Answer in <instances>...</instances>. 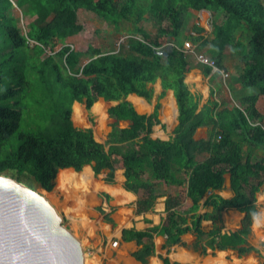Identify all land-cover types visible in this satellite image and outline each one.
<instances>
[{"label": "trees", "instance_id": "trees-1", "mask_svg": "<svg viewBox=\"0 0 264 264\" xmlns=\"http://www.w3.org/2000/svg\"><path fill=\"white\" fill-rule=\"evenodd\" d=\"M15 9L29 20L28 30L21 27ZM203 10L212 16L223 13L225 19L212 21L209 33L193 25L180 40L186 20L193 11ZM87 11L117 32L122 28L129 32L118 49L104 52L90 45L81 51L66 43L83 31L79 18ZM146 21L152 22L155 32L142 27ZM184 40L192 41L198 53L205 50L225 71L227 56L239 57L242 72L223 81L231 94L237 85L257 88L258 93L219 101L220 72L197 62L211 85L209 100L200 109L201 95L191 92L186 83L192 64L183 50ZM169 43L175 47L166 49ZM158 80L164 93L174 92L179 110L169 140L151 136L160 123L159 104L146 115L128 101L135 94L150 102L154 94L150 85ZM100 98L117 102L107 111L115 120L108 149L96 139L93 128H77L73 121L75 102L90 113ZM261 98L264 0H0V175L21 183L33 177L50 192L62 170L81 172L92 166L96 177L108 171L104 181L113 184L116 171L123 169L125 189L139 195L136 215L154 211L160 198L156 187L161 183L187 185L188 210L182 209L183 197L169 195L160 225L144 231L123 229L122 240L137 244L132 256L142 264H149L156 254V236L166 237L163 249L168 253L175 246L204 257L233 251L242 258L254 252L264 264L261 249L249 242L259 214L257 195L264 187ZM89 119L94 124L91 115ZM121 122L129 126L120 128ZM203 127L208 129L207 138L196 140ZM227 174L231 198L216 193L224 189ZM209 191L212 194L206 198ZM100 195L109 201L107 194ZM201 208L206 212L200 213ZM231 210L244 216L237 230L227 232L224 213ZM99 211L106 223L115 225L111 212ZM208 221L212 226L206 230ZM187 234L194 236L191 244L183 239ZM160 258L172 264L168 257Z\"/></svg>", "mask_w": 264, "mask_h": 264}, {"label": "rangeland", "instance_id": "rangeland-1", "mask_svg": "<svg viewBox=\"0 0 264 264\" xmlns=\"http://www.w3.org/2000/svg\"><path fill=\"white\" fill-rule=\"evenodd\" d=\"M200 12H204V14L208 16L210 15L214 23H222L225 19L223 13H218L216 16H212L208 11L203 10ZM200 12L193 11V16L186 20V24L180 40L188 35V33L192 30L193 25L197 24L196 22L199 15L203 16V14H201ZM15 14L21 19L20 25L24 29V31L28 30L27 23L29 22V20H23L22 13L18 9H15ZM79 20L84 27L83 31L74 37L68 38L66 40V43L78 48L81 51H86L90 45L100 48L104 52L112 51L118 49L119 45L124 42V39L129 36V32L126 29L122 28L121 31L117 32L113 26L106 24L103 19L92 12H84L80 16ZM128 27L130 28V26ZM142 27L148 32H155L151 21L144 22L142 24ZM240 36L244 37L243 31L240 33ZM226 52L228 53L229 50H227ZM204 53H206L205 50ZM188 56L190 57L192 66L195 67L197 64L195 56L193 54H189ZM86 61V58H84V62ZM225 63L227 72L229 73L230 77L237 76L242 72L243 64L239 57L229 54L225 60ZM203 79L205 81L204 83L207 85L206 77H203ZM219 80V89H216V98L219 101H230L232 99V96L241 97L256 95L259 91L257 88H245L241 90V85H238L241 91H239V93L234 92L233 94H231V92L229 91L230 89H228L225 83L226 81H223L224 79ZM209 87L211 88L210 83ZM205 92L209 94L207 88ZM259 108L264 112V98L260 99ZM91 114L94 119V124L89 121L88 116H90ZM97 120L98 117L93 112L89 114L86 113V121L83 125L79 122H76L73 117V121L76 127L93 128L96 139L99 142L106 144V147L108 149L110 146L108 143L111 140V134L113 131L112 125L114 124L115 120L108 118L104 131L96 129V126L98 125ZM125 126V123L119 125L120 128H124ZM167 129L168 131L166 132ZM171 129L172 127L170 124H165V131L161 132L159 136L163 139H167ZM157 134H155V136ZM207 134L208 129H204V131L201 132L200 135L204 137L207 136ZM103 178L104 174L100 175L96 180H94V183L90 185V191L85 192V194L79 189H70L71 192L63 191L62 189H60L58 177L55 188L52 191L50 190V192L43 191L42 186L37 183L33 177H25L23 184L26 186H31L35 191L46 197L49 202L56 208L58 213L63 217L64 226L70 229L82 244L85 254V264H136L132 256V252L126 250L123 243H121V241L116 238L119 230L121 229L119 223L116 225L105 223L103 215L99 211V209L101 208H106L108 211H110L105 202V198L101 197L98 194L102 191L100 183ZM163 184L164 183H161V185H158L156 187L158 193H165L164 188L162 187ZM183 199L184 205L182 209L183 211H186L189 209L191 204L186 197H183ZM258 206V221L253 226L254 233L250 238V244L259 247L261 249L262 255L264 256V248L261 246V243L264 242V187L262 188V191L260 192L258 197ZM133 207V202L126 204V206H120V211L118 210L119 212L116 216L120 215L119 213H121L124 221L121 224L122 226L131 227V225L133 224L131 221ZM67 211H71L70 217L68 216ZM242 217L243 216L240 213L235 211L226 212L224 214L225 230L228 232L237 230L239 228ZM134 221L136 220H133V222ZM204 227L208 229L210 227V223L205 222ZM184 240L188 243H191L193 241V236L187 235L186 237H184ZM115 241H119V246H114ZM158 244L160 246V240L158 241ZM183 248L184 247L177 246L171 249L170 257L173 262L176 260L180 261L182 264H262L263 262V259L260 258L257 253H251L242 258H238L237 254L232 252L228 254L219 253L215 257H204L199 253H194L188 248ZM227 256L230 261L226 259Z\"/></svg>", "mask_w": 264, "mask_h": 264}, {"label": "water", "instance_id": "water-1", "mask_svg": "<svg viewBox=\"0 0 264 264\" xmlns=\"http://www.w3.org/2000/svg\"><path fill=\"white\" fill-rule=\"evenodd\" d=\"M63 222L42 194L0 175V264H85L81 242Z\"/></svg>", "mask_w": 264, "mask_h": 264}, {"label": "crops", "instance_id": "crops-1", "mask_svg": "<svg viewBox=\"0 0 264 264\" xmlns=\"http://www.w3.org/2000/svg\"><path fill=\"white\" fill-rule=\"evenodd\" d=\"M203 77H204V75L202 74L201 70L199 68H197L196 66L195 67L192 66L190 72L187 74V77H186V83L188 84L191 92L201 95L200 109L205 103L208 102L209 97H210V89H211L209 87V78H206V80H207L206 81L207 85H206L204 83L205 81H204ZM150 87H152L153 91H154L153 98H152V100L150 102H148L145 98L139 97V96H137L135 94L130 95L128 97V101H130L134 105V107L136 108V110L140 114H146V115H151L154 112L156 105L159 104L160 105V110H159L160 123L158 125L154 126L153 133H152L151 136L154 139L169 140L172 137H174L173 131H174L175 127L178 124V116H179V110H178L177 102H176V99H175V96H174V92L172 90H167L164 93V89L162 87L161 80H158L155 84L150 85ZM206 88L208 89L209 94H207L205 92ZM239 88L240 87L238 85L235 86L234 92L239 93V91L243 90L242 87H241V90ZM163 93H164V95L162 96ZM97 103H103V105L106 107V113H107L108 109L111 106H114V105L117 104V102H107L103 98H100L94 104V106L92 107L91 112L94 113V107H95V105ZM137 103H139V104H137ZM77 104L82 106L84 108V110L86 111V113H88V111L86 110V107H85L84 104L75 102L74 105H73V117H74V109H75V106ZM258 108H259V103H258ZM107 115H108V113H107ZM91 116H92V114H91ZM108 118H110L109 115H108ZM108 118H107V120H108ZM89 121H90V119H89ZM97 122H98V120H97ZM122 123L126 124L125 127L129 126V122H121L120 124H122ZM167 123L171 125L172 129H171V131H170V133L168 135V138L167 139H163V138H161L159 136V134L161 132L165 131L164 130V125L167 124ZM80 124L83 125L85 123H80ZM81 129H85V128H81ZM204 129L206 130L207 128L203 127V128H200V129L197 130L196 135H195V139L196 140L206 139L207 138V136L202 137L200 135L201 132L204 131ZM167 131H168V129L166 130V132ZM155 134H157V135L155 136ZM87 167H90L92 169V166H85L84 169L87 168ZM66 170H68V169H66ZM92 172H93V182H92V184H93L94 180H96L100 175L98 177H96L95 174H94L93 169H92ZM107 173H108V171H104L102 173V174H104V178H103V180L100 183L102 191L99 192L98 194L100 195V193H105V194H107L110 197L109 201L105 198V202H106L108 208L110 209V211H108L106 208H101V209L105 210L107 213L111 212L110 216L114 220L115 225L119 223V225L121 227V229L119 230L118 235H117L116 238L119 239L121 241V243H123V245L125 246L124 248L126 250L131 251L133 253V252H135L138 249V246H137V244L135 242H124L122 240V231H123V229L135 228L137 230L144 231V230H147L148 228H151L153 226L160 225L162 223V221L164 220V218L166 217V212H165V200H166V197H168L169 195H173V196L178 195L180 197H187V195H186V193H187V185L182 186V187H177V186H167L166 184H163L162 187L164 188L165 193L164 192L162 194L159 193L160 198L157 200L158 204H156L154 211L148 212L146 214L136 215V213H135V211H136V202H137V200L139 198V195H136L134 193L128 192L125 189L124 185H125L126 178L124 176V170L123 169H119V170L116 171L115 182L113 184H108V183H106L104 181V179L107 176ZM225 178L226 179H225L224 189L222 191L216 192V193L220 194L223 197L231 198V197H233L234 194H233V192H232V190L230 188V175L227 174L225 176ZM43 191H46V190L43 189ZM211 194H212V191H211ZM259 194L260 193H258L257 197H259ZM210 195L207 194L206 198L209 197ZM101 197H103V196H101ZM206 198L203 200V202L206 200ZM188 201H190V200L188 199ZM131 202L134 203V207L132 209V218H131V221H132L133 224L131 225V227L130 226H122L121 224L124 221H123V217H122L121 213H119L120 215H118V216H116V215L120 211L119 210L120 206H122V205L126 206V204H129ZM190 204H191V201H190ZM157 205H158V209H157ZM112 208H114L113 212H112ZM232 211L233 210H231V212ZM204 212H206V209L201 208L200 209V213H204ZM235 212H238V211H235ZM241 215L244 216L243 214H241ZM257 218L255 219L254 225L258 221ZM103 219H104V217H103ZM133 220H136V221H134L135 224H134ZM224 220H225V218H224ZM209 223H210V227L208 229H206V230H209L211 228V226H212V223L211 222H209ZM107 224H109V223H107ZM239 227H240V225H239ZM253 233H254V229H253ZM187 235L192 236L190 234H187ZM187 235H185L184 237H186ZM252 236H253V234H252ZM184 237H183V239H184ZM159 240L161 242L160 246L158 244ZM154 241H155V245H156V254L149 259V264H164L163 260L160 258V256L168 257L172 264H174L175 262H178V263L182 264L178 260L173 262L171 257H170L171 252L168 253L167 249H163V245L165 244L166 237L156 236ZM193 241H194V236H193ZM249 242H250V239H249ZM118 243H119V241H118ZM191 243H189V244H191ZM118 246H119V244H118ZM175 247H177V246H175ZM180 247H182V246H180ZM255 247H257V246H255ZM161 251H163V252H161ZM230 252L235 253L233 251H227V252L226 251H224V252L220 251L217 254H219V253H221V254L222 253H227L228 254ZM194 253H196V252H194ZM252 253H254V252H252ZM212 257H215V256H212ZM184 258H186V257H184ZM226 259L230 261L228 256L226 257ZM134 261H135L136 264H142V263L138 262L135 258H134ZM187 264H193V263H187Z\"/></svg>", "mask_w": 264, "mask_h": 264}, {"label": "bare ground", "instance_id": "bare-ground-1", "mask_svg": "<svg viewBox=\"0 0 264 264\" xmlns=\"http://www.w3.org/2000/svg\"><path fill=\"white\" fill-rule=\"evenodd\" d=\"M94 113L98 117V125L96 126V129L104 131V129L106 128L108 115L106 113V107L103 105V103H97L95 105ZM74 120L79 123H85L86 121V111L82 106L78 104L75 106L74 109ZM58 181L60 184V189L65 192H71L70 189H79L85 194V192L90 191V185L93 182V172L90 167L85 168L81 172H76L73 169L63 170L58 176ZM67 214L70 217L71 211H67Z\"/></svg>", "mask_w": 264, "mask_h": 264}, {"label": "built area", "instance_id": "built-area-1", "mask_svg": "<svg viewBox=\"0 0 264 264\" xmlns=\"http://www.w3.org/2000/svg\"><path fill=\"white\" fill-rule=\"evenodd\" d=\"M201 14H203V16L199 15L196 23H197V25L205 28L207 33H209L212 30L213 19L210 15L209 16L205 15L204 12ZM207 14H210V13H207ZM191 34L196 35L195 32H191ZM173 47H175L174 43H169L166 45V49H171ZM183 50L186 53L193 54L195 56L196 62L210 66L212 68L213 73L214 72H220V74L224 80L229 78L230 75L227 71L219 69L217 67L216 63L213 60H210L204 53L196 52V45H194L192 41H185L184 46H183ZM118 244H119L118 241L114 242V246H118Z\"/></svg>", "mask_w": 264, "mask_h": 264}]
</instances>
